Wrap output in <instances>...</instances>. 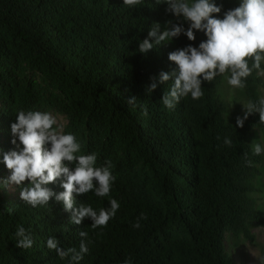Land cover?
<instances>
[{
	"label": "trees",
	"instance_id": "1",
	"mask_svg": "<svg viewBox=\"0 0 264 264\" xmlns=\"http://www.w3.org/2000/svg\"><path fill=\"white\" fill-rule=\"evenodd\" d=\"M239 3L217 0L223 8L216 15ZM166 8L156 0H0V149L15 147L10 126L19 111L58 114L82 154L95 152L97 166L110 160L116 176L109 196L89 192L77 202L97 211L110 198L120 204L106 226L93 228L89 219L75 226L61 204L33 208L10 185L0 190V264H68L46 241L55 236L61 249H78L80 231L91 241L81 264H236L228 241L255 242L253 227L264 226L257 198L264 160L252 151L251 137L259 133L264 141V124L259 114L243 128L236 126L243 113L227 121L221 98L227 73L205 82L200 99L189 95L171 110L161 102L171 81L147 93L153 78L176 67L170 52L206 39L201 32L194 42L181 35L140 53L153 24L182 23ZM242 91L258 100L263 76L254 71ZM131 96L135 105L127 104ZM9 175L0 163V182ZM58 185L49 187L63 191ZM141 216V227L133 228ZM19 225L31 233V249L16 247Z\"/></svg>",
	"mask_w": 264,
	"mask_h": 264
},
{
	"label": "clouds",
	"instance_id": "2",
	"mask_svg": "<svg viewBox=\"0 0 264 264\" xmlns=\"http://www.w3.org/2000/svg\"><path fill=\"white\" fill-rule=\"evenodd\" d=\"M140 0H124L129 5ZM166 4V12L182 23L166 21L163 28L153 24L148 36L139 42L138 51H149L178 39L181 35L189 41L196 40V32L206 39L198 47L189 44L168 54V60L176 67L171 72H161L147 87L153 93L158 85L171 84L164 91L161 102L169 110L174 109L182 98L198 100L204 95L202 85L211 83L217 76L224 75L227 84L234 89H244L247 78L255 71L264 76V0H240L239 6L219 15L222 5L217 0H156ZM187 24V28H185ZM137 98L131 96L128 105H135ZM243 106V115L236 117V126L243 128L249 116L259 114V122L264 124V96L256 101H248ZM11 144L9 151L0 149V163L10 171L8 179L0 182V190L14 185L20 189L22 202L33 208L49 205L50 200L62 205L70 213L69 223L79 226L85 219L91 227L106 226L120 208L119 202L110 198L109 207L95 210L90 204L78 203L77 197L92 192L96 197L109 196L116 180L110 160L97 166V154H82V144L77 136L64 131L58 114L50 111H19L10 126ZM19 142V143H18ZM224 144L231 146L232 140L224 138ZM252 151L264 154V142L254 143ZM251 166V161L248 162ZM27 181V183H25ZM59 182L63 191L56 192L50 185ZM133 228L141 227L140 220ZM79 248L61 249L60 241L50 236L46 247L55 251L58 258L68 264H81L89 252L88 233L80 231ZM16 247L31 249L34 244L31 233L23 225L15 232ZM124 264H133L126 259Z\"/></svg>",
	"mask_w": 264,
	"mask_h": 264
},
{
	"label": "rangeland",
	"instance_id": "3",
	"mask_svg": "<svg viewBox=\"0 0 264 264\" xmlns=\"http://www.w3.org/2000/svg\"><path fill=\"white\" fill-rule=\"evenodd\" d=\"M264 78V76H263ZM264 96V92H262ZM221 98L224 104V114L227 121H231L238 114L243 113V106L248 102L242 89H234L225 80L221 87ZM64 123V119L60 117ZM252 144L264 142L259 133L251 137ZM264 160V154H262ZM258 188L263 194H259L258 210L264 221V162L262 165V176L258 182ZM253 234L256 237L254 243H250L243 238H232L228 241L227 247L230 255L236 264H264L262 260V250L264 249V226L253 227Z\"/></svg>",
	"mask_w": 264,
	"mask_h": 264
}]
</instances>
